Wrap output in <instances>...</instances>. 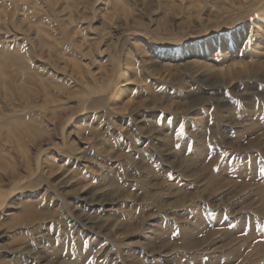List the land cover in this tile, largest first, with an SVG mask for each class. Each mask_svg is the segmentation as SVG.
Segmentation results:
<instances>
[{"label":"rangeland","instance_id":"374dc122","mask_svg":"<svg viewBox=\"0 0 264 264\" xmlns=\"http://www.w3.org/2000/svg\"><path fill=\"white\" fill-rule=\"evenodd\" d=\"M0 264H264V0H0Z\"/></svg>","mask_w":264,"mask_h":264},{"label":"bare ground","instance_id":"6f19581e","mask_svg":"<svg viewBox=\"0 0 264 264\" xmlns=\"http://www.w3.org/2000/svg\"><path fill=\"white\" fill-rule=\"evenodd\" d=\"M240 75H241V74H240ZM222 77H223V76H222ZM225 77H226V76H225ZM212 132H213V131H212ZM212 132H211V133H212ZM216 132H217V131H216ZM211 139H213V138H211ZM207 170H208V169H207Z\"/></svg>","mask_w":264,"mask_h":264}]
</instances>
